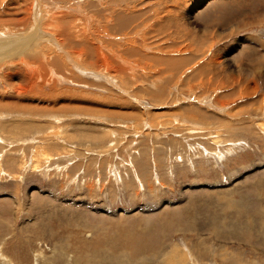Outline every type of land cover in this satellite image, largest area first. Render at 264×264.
Wrapping results in <instances>:
<instances>
[{
  "label": "rangeland",
  "instance_id": "374dc122",
  "mask_svg": "<svg viewBox=\"0 0 264 264\" xmlns=\"http://www.w3.org/2000/svg\"><path fill=\"white\" fill-rule=\"evenodd\" d=\"M121 1L129 12L151 8L134 34L100 28L98 10L108 6L109 22L119 10L106 0H0V264H264V0ZM168 15L177 30L155 32ZM81 42L91 45L92 70ZM127 47L143 50L147 65L191 56L177 80L227 57L222 74H239L217 93L246 83L221 105L201 83L205 74L176 98L173 83L162 101L133 95L142 81L127 89L113 79L124 92L93 74ZM154 67L158 76L163 68ZM159 76L147 85L175 79ZM183 103L205 118L185 115ZM224 122L253 127L234 138Z\"/></svg>",
  "mask_w": 264,
  "mask_h": 264
},
{
  "label": "bare ground",
  "instance_id": "6f19581e",
  "mask_svg": "<svg viewBox=\"0 0 264 264\" xmlns=\"http://www.w3.org/2000/svg\"><path fill=\"white\" fill-rule=\"evenodd\" d=\"M107 1H109V2H107ZM91 2L93 3V4H95V0H94V2L91 0ZM106 2L107 3H109L108 5H114V6H116L117 8H119V10L117 9V10H115V11H112V16H113V22H109V20L106 18V19H104V16H103V13L102 12H104L106 9H108V8H106V7H108V6H105V7H102L101 9H100V11L98 10V14L100 15V17H103V19L101 20V23L104 21V24H101V26H100V28L102 29V28H105L106 30H108L109 32H113V33H121L122 34V32H127V33H133V32H137L136 30H137V27H140L141 26V18H143V17H145V13H148V12H150L151 11V8H143L142 9V7H141V9H137V10H135V11H131V12H129V11H127L126 10V8L125 9H123V10H121L120 9V4L121 3H123V1H121V0H106ZM138 2V1H137ZM141 2V1H140ZM36 3H37V1H36ZM134 3H135V1H134ZM239 3V2H238ZM124 4V3H123ZM144 4H146V3H144ZM143 4V1L141 2V6L142 5H144ZM137 6H139L140 7V5H137ZM136 6V7H137ZM239 6V5H238ZM216 7H222V8H224V10H228L229 8H225V6H223L222 5V3L220 2V1H217V6ZM215 7V8H216ZM240 7V6H239ZM113 8V7H112ZM222 10V9H221ZM230 11V10H229ZM108 14V13H107ZM227 14H229V13H227ZM224 16H226L225 14H223L222 13V19H223V17ZM154 19H155V17H153ZM148 19V21H146V22H150V20H153L152 19V17H148L147 18ZM60 20V19H59ZM61 20H63V19H61ZM61 20H60V22H61ZM161 20L162 21H159V22H156V23H153V26H152V28H153V30L155 31V32H157V33H159V31L160 32H163L164 30H166V29H169V28H172V29H176V28H178V25H179V20H178V17H176V16H170V15H168V16H165V17H163V18H161ZM214 20V19H213ZM224 20H225V18H224ZM64 22H65V20H63ZM62 21V22H63ZM136 21L138 22V21H140V23L138 22L137 24H136ZM153 21H155V20H153ZM145 22V21H144ZM144 22H142V24L144 23ZM145 22V23H146ZM241 22V21H240ZM201 23V22H200ZM66 24H69V23H66ZM242 24V23H241ZM245 24V23H244ZM70 25V24H69ZM146 25V24H145ZM201 25V24H200ZM214 25H217V24H214ZM235 25V24H234ZM67 26V25H66ZM183 26V25H182ZM240 26L241 25H236L235 27H238V28H240ZM144 27V26H143ZM217 27V26H216ZM232 28H233V26H232ZM63 29V28H62ZM140 29V28H139ZM225 29V28H224ZM234 30H235V28H233ZM65 30H67V29H65ZM142 30V29H141ZM177 30V29H176ZM206 30H208L207 28H206ZM144 31V30H143ZM142 31V32H143ZM201 31H202V29H201ZM208 31H211V30H208ZM208 31H206V32H208ZM148 32V31H147ZM149 32H153V31H149ZM67 33V32H66ZM65 33V34H66ZM176 33H178V32H176ZM134 34V33H133ZM132 34V35H133ZM139 34V33H138ZM149 34V33H148ZM147 34V35H148ZM66 35H68V34H66ZM125 35V34H124ZM152 35V34H151ZM69 36V35H68ZM139 38V37H138ZM147 38V37H146ZM196 39V38H195ZM70 40V39H69ZM137 40V39H136ZM106 42H108L109 44H114L115 45V43H113L111 40H105ZM152 41V40H151ZM154 42V41H153ZM190 42H191V40H190ZM75 43V42H74ZM87 43H89V42H87ZM78 44H80V43H78ZM81 44L82 45H79L80 47H83L85 50H86V52H85V54H86V56H85V54H84V56L86 57V59H84L83 61L85 62V64H88L89 65V68L90 67H92L93 66V59H94V56L91 54V51L89 50V48H90V43H89V45H87L85 42H81ZM148 44V43H147ZM159 44V43H158ZM72 45H74V46H77L76 44H72ZM134 45V44H133ZM144 45V44H143ZM188 45V44H187ZM78 47V46H77ZM164 47V46H163ZM140 48V47H139ZM147 48V47H146ZM84 50V51H85ZM143 51V50H142ZM142 51L141 50H139L138 48H132V47H127V49H124V50H121V49H117V53H116V55H114V58L113 57H111V58H109L108 59V61L109 62H111L113 65H111V66H106V67H104L103 69H101V70H103L102 72H100L101 70H96L95 71V69L93 70V74H95V75H99V77L101 78V79H105L108 83H112L111 85L113 86V87H116V88H119V89H121V91H124V92H126L125 90H123V88L124 87H126L127 89L128 88H130V87H132L136 82H141L142 81V83H143V85H146V87H144V88H142V87H140V86H138V87H135L134 89H132V93H133V95H137V96H143V95H151L152 97H153V99L154 100H156V101H162L163 99H165L166 97H168V95H167V90L168 91H171L172 89H170L167 85L168 84H170V83H173V84H176V88H175V85L174 86H172L173 87V90L171 91L172 92V94H171V97H173V98H176L175 97V93L174 92H178V89L177 88H179V91H180V89H182L183 87H185V85L187 84V81H189V80H191V79H193L194 80V78L197 76V75H200V77L202 76V74H209L210 75V73H211V78H213V80H211V78H206L207 76H205L204 75V77H202V80L204 79V81L203 82H201V83H203V85H204V87H206V88H208V86H210V87H213V100H214V102H216V103H218L219 105H221L223 102H226V101H229L230 100V98L231 97H237V93L239 94V90L241 91V90H243V89H241L244 85H245V83H246V78L245 79H243V81L240 79V78H238L236 81H237V83H240V85H243V86H239V88H236V89H232L231 91H229V92H224V90L223 91H221V92H219V93H217V90H219L218 88H221V87H224V89L225 88H230V86H232V83H234V77L233 76H235V75H238L239 73H237L239 70H237V72H234L233 74H232V72L231 71H233V70H229L230 71V73H229V75L231 76V77H233V79L229 76V75H227V74H222V71H223V67H222V69L220 70V68H219V64H223L225 67V69L227 70L229 67H231L232 66V62L230 61V58H227V57H225V60L224 61H221V62H213V66H209L208 68L206 67L207 65H208V62L206 63V64H203V65H199V66H197L195 69H193L192 71H186L185 73H187V74H182V79L181 78H179L178 80H177V78H178V76H179V74L180 73H182L181 71L183 70V68H184V66L192 59V57L190 56V57H175L174 56V58H166V57H159V56H155V57H152L151 58V63L149 62V64H151L150 66L151 67H146V66H148L146 63V55L145 54H143L142 53ZM196 53V52H195ZM194 53V54H195ZM78 55H80V54H78ZM77 55V56H78ZM67 56V55H66ZM154 56V55H153ZM198 56V55H197ZM199 57V56H198ZM21 58H22V56H21ZM54 58V57H53ZM67 58H69V56L67 57ZM126 59V58H128V59H133L134 58V60H135V58H136V61H138L137 63L139 64V66H137V65H135L134 63L132 64V63H129L127 60H124V59ZM71 59V58H70ZM39 60V59H38ZM88 60H90V63L88 62ZM48 61V60H47ZM53 61L55 62V65L57 64L59 67H60V64H58V61L57 60H55V59H53ZM148 61V60H147ZM21 62H22V60H21ZM26 62V61H25ZM80 63V62H79ZM78 63V64H79ZM136 63V64H137ZM73 64H77V63H73ZM77 64V65H78ZM124 66H123V65ZM145 64H146V66H145ZM189 64H190V62H189ZM71 65H72V62H71ZM127 65V66H126ZM231 65V66H230ZM75 66V65H74ZM154 66H160L161 68H163L162 70H160V72L158 73V76L157 75H155L154 73H153V71H155L156 70V68L154 67ZM76 67V66H75ZM74 67V68H75ZM110 67V68H109ZM77 69H79L82 73L84 72V73H91L92 71H89V70H86V67L84 68V69H82V68H80V65H79V67L77 68ZM76 69V70H77ZM88 69V68H87ZM91 69V68H90ZM155 69V70H154ZM92 70V69H91ZM153 70V71H152ZM149 71H151L152 73H149ZM171 72L174 76L173 77H175V79H169L168 77H165L164 78V82H165V86H161V87H159V89L158 90H155V89H153L151 86L149 87L147 84H153L154 82H156V80H159V79H163V77H160L159 75H161L162 74V76L164 75V72ZM256 72V71H255ZM91 75V74H90ZM167 75H169V74H167ZM78 76V75H77ZM91 76H93V75H91ZM181 76V75H180ZM210 77V76H209ZM238 77V76H237ZM197 78V77H196ZM236 78V77H235ZM113 79L114 80H120L121 82H122V84H124L122 87L123 88H120V87H118L116 84H115V81H113ZM181 79V80H180ZM198 79H200V78H198ZM180 80V81H179ZM197 80V79H196ZM159 82V81H158ZM142 83H141V85H142ZM252 83V82H251ZM138 84V83H137ZM140 84V83H139ZM161 85V84H160ZM156 86V85H155ZM154 86V87H155ZM202 86V85H201ZM238 86V85H237ZM183 89H185V88H183ZM131 91V90H130ZM128 92V91H127ZM181 92V91H180ZM244 92H246L245 90H244ZM131 93V94H132ZM168 94L170 95V93L168 92ZM41 95V94H40ZM181 95V94H180ZM131 96V95H130ZM195 97V96H194ZM206 97V96H205ZM243 97V96H242ZM251 97V96H250ZM131 98H135V96L133 97V96H131ZM139 98V97H138ZM137 98V99H138ZM240 98H241V96H240ZM136 99V98H135ZM136 99V100H137ZM139 99H141V98H139ZM183 100V99H182ZM210 100V99H209ZM137 101H139V100H137ZM140 101H142V100H140ZM204 101V99L203 98H201L200 100H199V102L201 103V102H203ZM258 101H259V99L257 100H253L252 101V99H250L249 101H248V103L249 104H253V105H255L256 103H258ZM247 103V104H248ZM122 104V103H121ZM194 106V107H193ZM251 106V105H250ZM183 107H184V109H186V113H185V115H188V112L189 113H192V114H195V115H199L200 117H204L205 118V116L204 115H206V112H202L201 111V109H199V108H197V106L196 105H192V106H188V104H184L183 103ZM187 107H190V108H187ZM257 107V106H256ZM253 111L256 113H261L262 114V112H263V110H261V108H260V110H259V108H258V110H256L255 108H253ZM31 113H36L34 110H31L30 111ZM143 114V113H142ZM228 115L229 114H226V116H225V118H227L228 117ZM124 116V115H123ZM222 117V116H221ZM183 118V117H182ZM241 119V118H240ZM55 120L57 121V119L55 118ZM223 120V119H222ZM31 121V120H30ZM29 121V122H30ZM184 121V120H183ZM24 122V121H23ZM25 122H27V119H26V121ZM28 122V123H29ZM244 122V121H243ZM226 123L227 124H229V122H224L223 124L225 125V129L226 128H229V135L231 136V137H234V138H237V136L236 135H238V133H241V132H244V131H246V130H248L249 129V127H253V125H251V123H244L245 125H242V124H240V125H242L241 127H237V126H234L233 124H229L228 126L226 125ZM15 123H13V125H14ZM19 124H20V122H19ZM24 124H26V123H24ZM30 124V123H29ZM28 124V125H29ZM237 124V123H236ZM15 126V125H14ZM13 126V127H14ZM17 126H18V122H17ZM17 126H16V128H17ZM183 126V125H182ZM205 126V125H204ZM255 126V125H254ZM257 126H259L261 129H264V122L263 123H261V124H257ZM256 126V127H257ZM20 127V126H19ZM26 128V127H25ZM17 129H19V128H17ZM16 129V130H17ZM30 129V128H29ZM204 129V128H203ZM224 129V130H225ZM252 131H253V129H251ZM193 131V130H192ZM17 132V131H16ZM18 132H19V130H18ZM188 132V131H187ZM190 132V131H189ZM212 132V131H211ZM191 133V132H190ZM261 133H263V132H261ZM253 134V133H252ZM214 135H216L215 133H214ZM218 136L219 137H221V134H218ZM251 136V135H250ZM222 137H224V136H222ZM221 137V138H222ZM218 138V137H217ZM241 139V138H240ZM244 140V139H243ZM45 141V140H44ZM246 141V140H245ZM244 141V142H245ZM224 144V143H223ZM243 144V141L241 140V141H233L231 144H229V145H231V147H227V149L226 150H233L234 148H236L237 147V145L238 146H240V145H242ZM244 145V144H243ZM220 149V148H219ZM215 150V149H214ZM230 151V152H231ZM215 152V151H214ZM233 152V151H232ZM216 154V156L218 157V155H217V153H215ZM219 154V153H218ZM214 156V155H213ZM215 156V157H216ZM221 156V155H220ZM219 159V158H218ZM215 160H217V159H215ZM37 162V161H36ZM36 164V163H35ZM34 164V165H35ZM218 217H216V219H217ZM264 225V224H263ZM223 226L225 227V222L223 223ZM252 226V225H251ZM254 227H257L258 225H253ZM215 231H216V233H219V231L217 230V228L215 227ZM249 229V226L247 225V223H244V226H243V229L240 231V232H234L233 234H232V236L233 237H240V235L239 234H241V233H243V232H245V231H247ZM215 231H214V233H215ZM257 232L260 234V236L262 237V238H264V234H263V232H264V229H263V226H261V225H259V227L257 228ZM42 234V233H41ZM222 237V236H221ZM86 239V238H85ZM89 240V242H90V239H88ZM86 242V241H85ZM62 246V245H61ZM68 246V245H67ZM60 247V246H59ZM64 248V247H63ZM192 251V250H191ZM42 253H40V255H41ZM37 255V254H36ZM225 255V254H224ZM229 259V258H228ZM3 261V260H2ZM10 261V260H9ZM249 260H247V262H248ZM8 262V261H7ZM222 262H224V264H231L232 263V261H231V259H229V260H227V259H225V261H222ZM12 264V263H11ZM247 264V263H246Z\"/></svg>",
  "mask_w": 264,
  "mask_h": 264
}]
</instances>
